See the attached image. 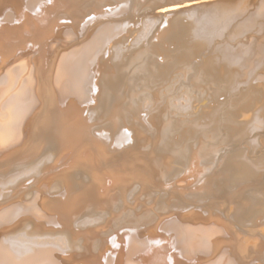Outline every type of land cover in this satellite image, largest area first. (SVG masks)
Masks as SVG:
<instances>
[{
  "label": "bare ground",
  "instance_id": "obj_1",
  "mask_svg": "<svg viewBox=\"0 0 264 264\" xmlns=\"http://www.w3.org/2000/svg\"><path fill=\"white\" fill-rule=\"evenodd\" d=\"M139 1L155 8L135 14ZM191 68L222 95L189 100L188 84L175 106L146 109ZM260 99L264 0H0V264H256L264 209L237 221L264 156L200 159V137L246 139ZM237 100L263 112L242 101L233 114Z\"/></svg>",
  "mask_w": 264,
  "mask_h": 264
},
{
  "label": "rangeland",
  "instance_id": "obj_2",
  "mask_svg": "<svg viewBox=\"0 0 264 264\" xmlns=\"http://www.w3.org/2000/svg\"><path fill=\"white\" fill-rule=\"evenodd\" d=\"M140 5H142V6H140ZM143 5H144V6L147 5V7H149V6H148L149 3H147V4H146V3L140 4V1H139V2L134 6V13H135V14L141 13V10H143L142 12H145V10L148 11V12H150V11H152V10L155 8V6L152 5V6H153V9H152V6H150V8H147V7L145 6V7H146V9H145V7H144ZM150 5H151V4H150ZM110 6H111V4H110ZM106 7H108V6H106ZM140 7H141V8L144 7V9H141V10H140ZM148 9H149V10H148ZM151 9H152V10H151ZM139 10H140V11H139ZM141 14H142V13H141ZM144 44H145V42H144ZM191 69L193 70V68H191ZM191 69H186V71H182V70H180V69H179V70L176 69L177 72H179V74L176 73V72H174V71H175V70H174V71H173L174 74L172 73V75H170L169 78H172L174 75H177L178 78H177V77H176L175 79L172 78V81L174 82V81H177L178 79L181 80L182 77H183V75H184V79H185V82H186L187 84H186L185 82H182L184 79H182L181 82L178 80L177 82H174V83H173V82H170L171 80L169 79V82H170V83H169L168 81H166V84H169V89H168V90L171 89V91H173V92H172V94H173L174 91H175V89H176V87H177V90H176V91H179V92H175V94H176L177 96L180 95L181 98H182V97H183L182 95H184V94H183V93H184L183 90L185 91V89H186V91H187L188 88L192 86L191 88L194 87L195 89H194V88H193V89L189 88L190 95H191L190 98H189V100H192L191 98H192L194 92H196V93H198V94L200 93L198 96L203 98V99L200 98V100L202 99V100H201V103H202V102H206V100H204V98L212 99L211 96H212V97H216V96H215L216 94L213 96L212 93H213V88H214V87L217 88V85H214V83H210L209 81L206 82V83H209V85H210V86L208 87V84H205V85H207V86H206V87H207V88H206L207 91H209L208 88H210V91H209V94H208V92H207L204 88L201 89V87H200L201 85H202L203 87H205V86L202 84V83H205V82H204V79H201V80L198 79V80L201 81V83H200V81H199V84H198V82H196V81H195V82H196V83H195V82H194V80H195V76H193V75H195L196 73H195V74H194V73L192 74V72H195V71H194V70L191 71ZM132 70H133V69H132ZM132 70H130V72H131ZM187 70H189V72H188ZM190 71H191V72H190ZM180 72H181V73H180ZM182 73H184V74H182ZM187 73L190 74V75H189V74L187 75V76H190L189 78L186 76ZM179 75H181V77H180ZM186 77H187V79H186ZM189 79H190V80H189ZM186 80H188L189 82H187ZM191 80H192V81H191ZM198 80H197V81H198ZM193 82H194V83H193ZM172 83H173V84H172ZM182 83H183V84H182ZM166 84H164L165 87L167 86ZM174 84L177 85V86L174 87V86H175ZM178 84H180V85L182 86V88H184V89H182V88L180 87V85H178ZM188 84H189V85H188ZM193 84H197V85H195L196 87H195ZM200 84H201V85H200ZM164 85H162L163 87L161 86V87L159 88V89H161V90H160V93H161V94H160V93H152V92L150 93V92H149V96H150V95L153 96V102H152V104H147L148 106H147L146 109H149V108H150V109H149L150 112H151V110H153V109H154V111H158V109H159L160 107H162V108L164 107V108H165V107L168 106L169 104H170V105L173 104L172 106H175V105H174V102H175L174 99H176V98H180V96H179V97H177V96L175 97V95L172 96L171 91H168L169 95L166 93V96H165V90H166L168 87L165 88ZM170 85H171V86L174 85L173 87H174L175 89H174L173 87L171 88ZM185 85H186V86L188 85L189 87H185ZM198 85H199V86H198ZM211 85H213L214 87H212ZM219 85H220V84H218V86H219ZM183 86H184V87H183ZM220 86H221V85H220ZM179 87H180V89H178ZM221 87H222V86H221ZM221 87H219L218 90H221V89H220ZM223 87H224V86H223ZM225 87H226V86H225ZM164 88H165V89H164ZM172 89H173V90H172ZM190 89H191V90H190ZM196 89H197V91H196ZM211 89H212V90H211ZM214 89H215V88H214ZM163 90H164V91H163ZM200 90H201V91L204 90V91L200 92ZM215 90H216V92L218 91L217 89H215ZM215 90H214V92H215ZM224 90H225V88H223V90L220 91V95H222V91H224ZM181 91H182V92H181ZM189 91H188V93H189ZM192 91H193V93H192ZM205 91L207 92V95H206V92H205ZM211 91H212V92H211ZM166 92H167V90H166ZM180 92H181L182 94H181ZM203 92H204V93H203ZM138 93H140V91H139ZM138 93H137V94H138ZM163 93H164V94H163ZM177 93H179V94H177ZM196 93L194 94V96L196 95ZM137 94H136V95H137ZM147 94H148V93H147ZM211 94H212V95H211ZM217 94H218V93H217ZM200 95H201V96H200ZM205 95H206V96H205ZM209 95H210V97L208 98ZM138 96H139V95H138ZM194 96H193V97H194ZM196 96H197V95H196ZM196 96H195V97H196ZM198 96H197L196 98H198ZM140 97H141V98H142V97L145 98L146 95H144V94H143V95L140 94ZM174 97H175V98H174ZM138 98H139V97H138ZM141 98L139 99L140 101H142ZM146 98H147V97H146ZM219 98H221V96H217V99H219ZM142 99H143V98H142ZM194 99H195V98H194ZM242 101H243V100H240V101L237 100V102H236V101H231L233 104L229 102V106H230L231 104H232V105H231L230 107H229V106H228V107H229L231 110H232V107H233V106L235 107L236 105L239 106V107L241 108V107H242L241 104H242L243 102H244V103L247 102V101H243V102H242ZM196 102H197V101H196ZM196 102H195V103H196ZM239 102H240V105H238ZM241 102H242V103H241ZM253 102H255V101L252 100V101H249V102L245 103V104H247V106H248V105L250 106V107L248 106V108L245 107L244 103L242 104V105L246 108V110H247L246 113H247V112L249 113V112L252 110L253 113L255 114V111L258 110V109H260L259 107H261L262 105H264L263 102H262V99H260V102H261V103L259 102V107L256 108V106L254 105V106H255V108H254L253 105H252ZM192 103H194V102H192ZM195 103H194V104H195ZM237 103H238V104H237ZM190 104H191V103H190ZM194 104H193V105H194ZM235 104H236V105H235ZM191 105H192V104H191ZM237 106L235 107V108H237V109H235L236 111H234V113H235V112H238V113H239L240 110H243V111H244V108L240 109V108H238ZM155 107H157L158 109L155 108ZM234 107H233V108H234ZM262 107H263V106H262ZM162 108H161V109H162ZM252 108H254L255 111H254ZM146 109L143 110L142 113H144V112L146 111ZM156 109H157V110H156ZM175 109H177L178 112L180 113V110H179L178 108H176V107L173 108V110H172L173 113H176V114L178 113L177 110H175ZM238 109H239V111H237ZM248 109H249V110H248ZM262 109H263V108H261L260 110H262ZM174 110H175V112H174ZM182 110H183V109H181V111H182ZM188 110H189L188 108H187V109L185 108V110L182 111V112H186L185 114L187 115V111H188ZM233 110H234V109H233ZM233 110L231 111L232 113H233ZM260 110H259V111H260ZM263 110H264V109H263ZM263 110H262L261 112H263ZM154 111H152V112H154ZM243 111H240V113H241V112L243 113ZM252 111H251V112H252ZM259 111L256 112L255 115H257V114L259 113ZM172 112H171V114H170L172 117H175V116L177 117V116L179 115V113H178L177 115L174 114L175 116H173V115H172V114H173ZM251 112H250V113H251ZM169 113H170V112H169ZM188 113H189V111H188ZM190 113H191V112H190ZM234 113H233V114H234ZM244 113H245V112H244ZM248 113H247V114H248ZM263 113H264V112H263ZM263 113H262V115L259 116V114H258V116H257V117H259L258 122L260 121L261 117L263 118V119H261V121H260V123H261L262 126H260V125H258V124L256 125V123H255L254 126L251 128L252 131H253V130H255V131H253V132L250 131V132L246 135V139H249V141H247V143L249 142L248 145L246 144V141H245L246 139H244L245 136H243L244 138H242V141H239V142H233L235 139H234V140L232 139V140H233V141H232V140L230 139L231 136L229 137V136L227 135V136H228V139H230V140L232 141V143H231V141H229V140H227V139L225 140L226 135H225V138L221 139L224 135L221 136V137H220V136H217V135H222V134H224V132L226 133V131H224V130L222 131L223 133H222L221 131H218V130H217V132H220V134H218V133H214V134H217V135L214 136V134H212V135H213L212 138H211V134H210V133H208L209 135H208V134L205 135V133H203L204 136H205L207 139H206L205 137L202 136V137H200V138H202V139H200V140H202V142H203V141H205V140H209V139H210L211 141H208V142H210V144L207 142V145L209 144V145L207 146L209 149H208L207 147L205 148V149H206V150H204V151H205V153H204L205 155H203V153H202L201 156H200V159H205L204 156H206L207 161L215 162V161H216V157H217V161L219 162V164H221L223 161H227V159H229L230 156H231V157L233 156V155H230V154H231V153L234 154V153L232 152V151H234V149H235V151H236V149H237V148H240V147H241V148H240L241 150H244V151L246 150V153H247L246 156H248V157H249V156H250V157H251V156H252V157H258L259 154L264 156V117H263L264 114H263ZM180 115H181V113H180ZM188 115H189V114H188ZM101 116H103V114H101ZM184 116H185V115H184ZM184 116H183V117H184ZM178 117L181 118V116H178ZM189 117H190V118H193L192 116H189ZM179 118H178V119H179ZM190 118H188V119H190ZM181 119H182V118H181ZM179 121H180V120H179ZM262 122H263V124H262ZM255 125L258 126V127L260 126L261 129H259L258 127H255ZM254 128H256V129H254ZM165 129H166V128H164V131L166 132ZM167 129H168V128H167ZM259 131H260V132H259ZM177 132H178V131H177ZM255 132H258V133H255ZM179 133H180V132H179ZM250 133H251V134H250ZM253 133H254V134H253ZM175 135H178V134L175 132V133L172 135V137L174 138ZM248 135H249V136H248ZM250 135H251V137H253L252 140H255V141L257 142V145H254V146H253V144L251 145V147H253V148H251V147L249 148V147H248V146H250V143H251V142H250V141H251V137H250ZM252 135H253V136H252ZM216 136H217V137H216ZM209 137H210V138H209ZM215 137H216V138L220 137V138H219V139H215ZM213 138L215 139V141H217V140H218V141H217V142H214V141L212 140ZM220 139H221V140H220ZM223 140H224V143H223V142L221 143L220 141H223ZM198 141H199V140H197V142H198ZM227 141H229V142H227ZM197 142H196V143H197ZM205 142H206V141H205ZM205 142H204V143H205ZM213 142H214V143H213ZM194 143H195V141L192 142V143H190L191 145H189V147L186 146V148H187V149L191 148V147L194 145ZM196 143H195V148H198V147L196 146V145H197ZM212 143H213L214 145H213ZM215 143H219V144H216V145H215ZM211 144H212L213 146H212ZM221 144H223V145H221ZM210 146H211V147H210ZM245 146H247V148L250 149L251 151L248 150L247 148H245ZM143 147H145V144H144V143L141 144V149H143ZM216 147H217V148H216ZM224 147H225V148H224ZM226 147H228V148H226ZM229 147H230L231 150H229ZM242 147H243V149H242ZM218 148H219V149H218ZM244 148H245V149H244ZM221 149H222V150L224 149V151H220ZM208 150H209V151H208ZM210 150H211V151H210ZM225 150L227 151L226 156L228 157V156L230 155L228 158H227L226 156H224V155H225V152H226ZM228 150H229L230 152H228ZM254 150H255V151H254ZM258 150H259V151H258ZM235 151H234V152H235ZM248 151L251 152V155H250V153H249ZM253 151H254V152H253ZM186 152H187V151H186ZM207 152H208V153H207ZM217 152H219L221 155H218ZM221 152H222V153H221ZM258 152H259V153H258ZM229 153H230V154H229ZM252 153H253V154H252ZM186 154H188V152L185 153V154L182 153V156H180V158L182 157V160H183V161H185V159H187L186 157H188V155H186ZM228 154H229V155H228ZM184 155H185V159H184ZM217 155H218L219 157H221V159L218 158ZM222 155H223V156H222ZM214 157H215V159H214ZM233 157H234V156H233ZM222 158H223V159H222ZM219 159H220V160H219ZM230 159H231V158H230ZM182 160H181V161H182ZM228 161H229V160H228ZM172 166H176V164L173 163ZM187 170H188V169H185V170L182 172V174H184ZM231 171H232V170L230 169V171H228L226 175H225V174L222 175V178H225V180H224V182L222 183L223 185H222V187H221V191L225 190L224 192H228V191H226V190H228V189H226V187H228V185H229V186H230L229 189H230L231 186L234 184V182H232L233 184H232V183H229V184H228V182H231V181H232L230 178L233 177V174H232V173L234 172V170H233V172H231ZM252 173H253V172H251L250 174H249V173H247V174H249V176H250V175H253ZM262 173H264V169L262 170ZM182 174H181V175H182ZM229 176H232V177H229ZM234 176H235V175H234ZM254 176H255V174H254L253 176H251V177H254ZM262 177H263V178H262ZM226 179H227V180H226ZM232 179H233V181H235L234 178H232ZM260 179H261V182H263L264 174H263V175L261 174ZM260 179H259V180H260ZM256 180H258V179H256ZM247 181H248V180H247ZM249 181H250V180H249ZM226 182H227V183H226ZM241 182H244V181H241ZM259 182H260V181H259ZM230 184H231V185H230ZM262 184L264 185V183H262ZM262 184H261V186H262ZM262 187H263V190H262V191L259 190V187H257V188H258V190H257V189H256V186H255V187H253V186L251 187V186H250V189L247 188V189L245 190V191H247V192H248V190H250L249 192H251V193L248 192L249 195H248V193L246 192V193H247L246 195L249 196V197H250V195L252 196V193H254L255 190H256V192L253 194V195H254V198H255L256 200H254L253 196H252V198L250 197L251 200H249V201L246 200V203L244 204V206H241V207H242L241 209H240V207H239V209H240L241 211L238 212V213H242V212L244 213V211H245V213H247L246 210H247L248 213H249V210H250V212L253 214V216H256L257 214L255 215V214H254L255 212L258 213L259 211H261V210L264 209V207H263V206H264V204H263L264 201L260 199V198H262V197H259V196H261V195H264V186H262ZM252 188H253V189H252ZM222 189H223V190H222ZM260 189H262V188L260 187ZM252 191H254V192H252ZM260 191H261L262 194L260 193ZM187 192H188V191H187ZM189 192H190V191H189ZM224 192H223V193L221 192L222 194L220 193L219 195H223ZM257 192H259V194H261V195L257 194ZM190 193H191V192H190ZM190 193H188V194H190ZM241 193H242L243 195H245V192L242 191ZM202 194H204V193H201V195H200V193L197 194V195H196V193H195V196L198 197V195H200V197H201ZM219 195H218V198H221V197L224 198V195H223V196H219ZM205 196H206V195H205ZM205 196H204V197H205ZM225 196H227V194H226ZM255 196H257L258 199H257ZM263 197H264V196H263ZM222 198H221V199H222ZM225 198H226V197H225ZM228 198H229V197H228ZM228 198H227V199H228ZM194 199L197 200L198 198H196V197L193 198V197H192L191 200L194 201ZM201 199H203V197H202ZM201 199H198V200H201ZM252 199H253V203H254V202H257V203H254V204H256V206L259 207V205L261 204L260 206H262V208H260V207L257 208L255 205H254V206L249 205V204H251ZM262 199H263V198H262ZM191 200L189 199L190 203H195V201L192 202ZM259 200H261V201H259ZM189 201H188V202H189ZM203 201H204V199H203ZM250 201H251V202H250ZM205 202H206V201H205ZM196 203H197V202H196ZM198 203H199V205H201V206L203 205V202H201V203L198 202ZM247 203H248V204H247ZM259 203H260V204H259ZM216 204H217V203H216ZM149 205H150V204H149ZM247 206H248V207H247ZM250 206H252V207H254V208L256 207V208H257L256 210H258V211L255 210L254 212H252L253 210H252V208H251ZM246 207H247V208H246ZM249 207H250L251 209H250ZM245 208H246V209H245ZM244 209H245V210H244ZM260 209H261V210H260ZM220 210H223V209H220ZM142 211H143V210H137V213L140 214V213H142ZM238 213H237V214H238ZM248 213H247V214H242V217H243V215H244V222H245V223L242 222V221H243V218L241 217L240 214H238V215L240 216V218H242V221L240 220L242 223H241L240 221H237L238 223H240V224H237L239 228L244 227V229H245V228H247L248 226H250V225H248L249 222H247V220H249V218H250V217H248V216H252V214H248ZM262 213H263V214H261V212H259L258 214H259V215L261 214V215H263V217H264V210L262 211ZM238 215H237V217H238ZM246 215H247L248 218L246 217ZM261 215H260V217H261ZM253 216H252V217H253ZM257 217H258V216H257ZM238 219H239V218H238ZM245 219H246V220H245ZM250 219H251V218H250ZM251 220H252V219H251ZM251 220H250V221H251ZM237 222H236V223H237ZM242 224H244L246 227H245L244 225H242ZM246 224H247V225H246ZM241 225H242V226H241ZM244 229L242 228V230H244ZM243 233L245 234L244 231H243ZM246 233H247V232H246ZM262 248H263V249H262ZM262 248H261V251H259V253L257 252V254H258L259 256L262 254L263 257L260 256V257H261V258H260V257H258V255L255 254V256L253 257V259H251V260H254V259H257L256 257H258V259H257L258 262L255 261L256 264H257V263H258V264H263V263H264V262H263V261H264V246H263ZM253 249H254V248H253ZM250 250H251L252 252H250L249 254H251V253H253V252L255 251V250H252L251 248H250ZM256 251H257V250H256ZM259 260H260L261 262H260Z\"/></svg>",
  "mask_w": 264,
  "mask_h": 264
}]
</instances>
